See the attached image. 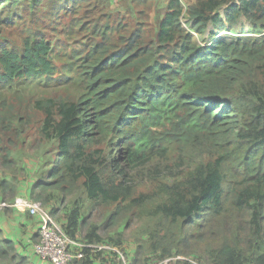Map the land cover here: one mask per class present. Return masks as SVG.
<instances>
[{
	"label": "trees",
	"instance_id": "16d2710c",
	"mask_svg": "<svg viewBox=\"0 0 264 264\" xmlns=\"http://www.w3.org/2000/svg\"><path fill=\"white\" fill-rule=\"evenodd\" d=\"M72 8L79 18L69 31L91 26L80 47L38 33L27 35L20 50L0 47V93L46 79L67 94L34 104L44 115L36 136L54 146L55 156L38 150L28 198L54 218L80 190L92 210L114 206L105 224L115 227L126 206L144 199L134 198L128 172L178 160L184 177L165 190L155 209L159 220L137 244L132 264H142L147 250L161 261L196 253L202 264H264V0H168L158 25L142 10L130 26L97 0H73ZM242 19L258 37L235 29ZM14 117L0 111L2 132H16ZM103 141L115 159L96 155L92 147ZM76 204L59 223L70 238L115 243L125 252L118 240L96 235V227L84 234ZM98 255L77 264H93ZM0 264H29L1 231Z\"/></svg>",
	"mask_w": 264,
	"mask_h": 264
},
{
	"label": "rangeland",
	"instance_id": "374dc122",
	"mask_svg": "<svg viewBox=\"0 0 264 264\" xmlns=\"http://www.w3.org/2000/svg\"><path fill=\"white\" fill-rule=\"evenodd\" d=\"M72 1L9 0L4 2L0 5V47L15 51L20 50L23 39L31 33H38L49 41H55L57 44H69L73 48L80 47L82 43L88 42L91 37L89 30L91 26L82 33L68 30V24L79 18L76 15H72ZM89 1L91 3L96 2V0ZM143 1L97 0L104 13L114 15L113 19L119 15L125 20L124 23L130 26L137 22V13L142 10L149 14L150 22L153 21V15H156V23L158 25L165 12L168 0ZM195 1L183 0L187 4H193ZM80 14L82 16L83 11ZM92 17L97 18L98 14L90 15V18ZM185 23L184 20V27ZM209 30H212L211 26H209ZM243 32L242 35L250 34L246 29ZM254 34L250 35L258 37L256 33ZM220 35V37L227 39L235 38L233 34L226 32H222ZM207 37L208 34H205L201 36V39L204 41ZM64 89L65 87L62 85L51 83L46 79H38L19 84L15 89L4 90L0 93V103L3 100L4 104V106H0V111L7 110L10 114L15 115L14 128H16V132L13 130L8 134L2 132V128L0 129L1 201L11 202L15 197L20 196L18 194L19 186L27 180L31 173L36 179L40 169V161L42 160L38 155L41 154L38 151L41 147L49 150L50 155L48 157L55 156L54 146H45L36 136V131L40 127L44 115L35 108L34 104L36 101L45 98L59 99L61 96L67 95ZM19 119H21L20 123H24L23 126H25L23 132H21ZM92 149H96V155L103 158L109 157L112 160L116 158L115 150L112 147L109 149L106 141L93 146ZM5 157H7L6 162H4ZM177 162L178 160H174L169 164L160 165L158 168L156 164H153L128 172L127 178L131 183L130 186L134 189V198L144 197V199L142 202L139 200L132 207L126 206L124 210L126 215L120 219V223L115 227L105 224L114 206L98 207L92 210L90 202L80 190L74 192L67 199L65 208L54 218L60 224L65 223L66 213L74 206V202H77L76 205L80 207L81 217L85 221V225L82 227L83 233H87L90 227H96V235L100 236L102 240H118L127 255L126 261L132 264L137 244L146 242V238L149 237L146 234L153 230L159 220V216L155 214V209L163 201L165 190L180 182L181 178L184 177L182 174L184 167H179ZM1 185H8L10 189L3 188ZM111 245L119 248L115 243ZM130 248L133 249V252L128 253ZM195 254L182 256L184 259L172 260L168 264H183L189 259L191 261L187 262L193 264L192 260L197 262ZM113 259L115 260L114 264H122L117 258ZM178 260L183 263L177 262ZM160 261L149 250H147L145 257L142 258V264H159Z\"/></svg>",
	"mask_w": 264,
	"mask_h": 264
},
{
	"label": "built area",
	"instance_id": "2783aa9c",
	"mask_svg": "<svg viewBox=\"0 0 264 264\" xmlns=\"http://www.w3.org/2000/svg\"><path fill=\"white\" fill-rule=\"evenodd\" d=\"M13 209L19 213L28 214L38 220L37 240L32 245L34 254L48 264H71L74 260L83 259L89 254H110L120 260L126 261V253L106 243H88L70 238L59 222L40 202L28 197L17 196L11 202L0 200V211ZM184 259L173 257L161 261L159 264H168L172 260Z\"/></svg>",
	"mask_w": 264,
	"mask_h": 264
},
{
	"label": "crops",
	"instance_id": "0c3cea01",
	"mask_svg": "<svg viewBox=\"0 0 264 264\" xmlns=\"http://www.w3.org/2000/svg\"><path fill=\"white\" fill-rule=\"evenodd\" d=\"M244 22L243 28L242 23H239L235 29L238 31L249 30V24L242 19ZM247 24V25H246ZM31 175L28 176L27 180L19 186L18 194L23 197H30L31 186L35 178ZM0 231L3 238L12 241L16 250L19 254L27 256L29 264H48L46 261L36 257L32 250L33 243L37 240L38 231V220L36 217L28 214L19 213L13 209H6L0 211ZM129 252H133V249H129ZM114 256L110 254L98 255L93 261V264H114ZM80 260H75L71 264H77Z\"/></svg>",
	"mask_w": 264,
	"mask_h": 264
}]
</instances>
